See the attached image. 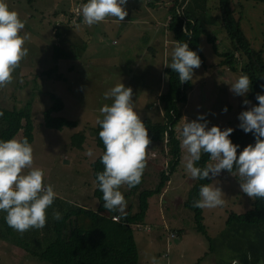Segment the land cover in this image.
<instances>
[{
    "label": "rangeland",
    "instance_id": "rangeland-1",
    "mask_svg": "<svg viewBox=\"0 0 264 264\" xmlns=\"http://www.w3.org/2000/svg\"><path fill=\"white\" fill-rule=\"evenodd\" d=\"M148 1L126 0L123 5L126 15L119 23L115 18L107 17L87 26L81 17L77 19L75 16L82 0H6L9 8L25 21L20 34L27 33L28 39L24 44L27 54L13 70L11 83L0 87V107L28 109L34 125L30 144L32 166L43 170V183L51 185L60 200L93 209L97 205L92 196L91 163L101 149L95 145L92 128L97 125L99 108L111 103L103 94L114 84L121 81L132 89V104L141 120L163 121L158 97L166 90L164 70L165 64L170 62L174 42L172 33L165 27L170 0L156 3L154 8L147 5ZM218 3V0H207L205 5L209 8L205 11V24L214 42H209L205 35L199 37L204 61L193 70L187 101L179 106L182 112L180 121L183 117L196 119L202 114L208 126L232 127L229 137L232 141L241 131L237 127V114L251 107L254 101L247 98L248 92L240 97L229 91L227 83L241 74V62L235 53V70L222 63L225 58L222 54L232 44L222 25ZM230 7L250 47L260 51L264 60V3L232 0ZM55 44L68 52L70 58L53 60ZM49 69H52L51 74L46 73ZM52 95L63 103V108L52 115L75 120V127L56 130L44 126L43 112L54 103ZM245 99L249 101L247 105L242 103ZM225 107L226 111H222ZM180 121L175 126L177 137ZM78 132L85 135L81 149L71 140V136ZM22 133L20 130L14 138L20 139ZM160 148V145L147 148L146 174L141 189L153 188L159 181L160 171L166 168L169 156ZM88 152L91 155H86ZM184 155L181 148L179 163L163 188V195L148 200L146 223L141 228L148 225L150 230L133 228L140 253L139 263L146 259V263L151 264V257H155L158 264H229L230 257L234 256L233 250L228 248L227 239L222 240L218 234L225 227L230 213L254 214L253 199L240 191L239 180L242 178L236 172L230 174L221 170L217 176L209 173L210 184L219 186L224 194L222 206L202 208V223L208 235L216 238L210 244L197 231L193 212L184 207L188 189L194 182L183 167ZM119 190L135 212L137 196L129 194L126 185H121ZM172 229L176 230L173 232L175 236L169 237ZM0 264L50 263L39 261L24 249L0 239Z\"/></svg>",
    "mask_w": 264,
    "mask_h": 264
},
{
    "label": "trees",
    "instance_id": "trees-1",
    "mask_svg": "<svg viewBox=\"0 0 264 264\" xmlns=\"http://www.w3.org/2000/svg\"><path fill=\"white\" fill-rule=\"evenodd\" d=\"M164 1L149 0L147 5L154 8L156 3ZM230 1L232 0H218L222 25L232 44L231 48L222 54L225 56L222 63L235 70L237 61L234 54L239 55L240 73L247 74L250 80L247 98L252 99L256 104L255 95L264 93V89L260 87L264 84V60L261 58V52L252 49L243 35L238 20L233 17ZM251 1L264 3V0ZM206 3L207 0H170L169 16L165 26L172 33L173 41H186L189 49L197 53L201 62L204 61V56L199 45L200 35H205L209 42H214V37L205 24V11L209 9L205 6ZM70 16L72 17V14ZM77 19L80 17L77 16ZM58 33L56 28L55 35L57 36ZM52 58L55 61L69 59L70 54L55 44ZM164 72L166 90L158 97L163 111V121L153 123L150 119H142V122L150 139L147 148L160 145V151L169 158L166 168L160 171L159 181L153 188L141 189L146 174L145 168L139 184L128 188L129 194L137 196V210L133 212L132 205L125 204V214L120 216L116 211H108L102 207V194L96 187L95 174L103 170L99 160L103 144L97 135L99 125H96L92 128V134L95 145L101 149V153L91 163V177L94 181L92 196L97 200L96 207L94 209L84 207L55 197L45 210L43 228H30L23 233L8 227L4 222V213L0 212V239L24 249L39 261L50 264H139L140 253L134 239L133 225H145L149 198L162 194L163 188L177 168L181 147L175 126L182 116L179 106L187 101V92L191 89V82H179L177 74L170 68L166 67ZM46 73L51 74L52 69L47 70ZM51 97L54 103L43 112L44 126L56 130L75 127L77 125L75 120L52 115V112H58L63 108V103L59 97L53 95ZM20 130L23 132L20 139H26L31 144L34 125L28 109L0 107V139L15 137ZM71 140L75 147L81 149L85 135L80 132L75 133L71 136ZM231 142L239 145L236 149L238 154L246 144L254 143V137L251 132L244 133L241 130ZM208 156V153H202L197 165L203 167L208 164L210 161ZM211 180L210 174L203 180H194L184 201V207L193 212L197 231L203 234L210 244L215 242L216 238L208 235L201 220L202 208L193 207L192 202L199 198V186L210 184ZM252 208L254 214L230 213L225 221V227L218 234L222 240L227 239L228 248L233 250L234 256H231L229 264L233 262L264 264V200L253 199ZM54 211L60 213L59 219L53 218ZM112 216H118L119 220H112Z\"/></svg>",
    "mask_w": 264,
    "mask_h": 264
},
{
    "label": "clouds",
    "instance_id": "clouds-1",
    "mask_svg": "<svg viewBox=\"0 0 264 264\" xmlns=\"http://www.w3.org/2000/svg\"><path fill=\"white\" fill-rule=\"evenodd\" d=\"M125 3L126 0H82L75 16L81 17L87 26L107 17L115 18L119 23L126 15ZM24 27L25 21L9 8L6 0H0V87L11 83L13 70L27 54L24 47L27 33L20 34ZM182 31L186 32L185 29ZM165 66L175 72L182 83L192 80L200 59L186 41L174 40L170 62ZM227 84L229 91L240 97H244L250 88L249 77L244 73ZM260 87L264 89V84ZM103 95L111 103L102 105L96 117L97 135L103 144L99 156L103 170L95 174V182L102 194V207L123 216L126 201L119 188L126 185L130 189L139 184L150 139L134 110L130 87L119 81ZM255 100L256 104L237 114V127L244 133L251 132L254 137V143L246 144L238 154L239 145L229 138L232 127L208 126L202 114L192 120L183 117L177 127L178 139L185 152L183 167L191 179L203 180L209 173L217 176L221 170L232 174L235 167L236 174L242 178L239 180L240 191L251 199L264 200V93L256 94ZM242 103L247 105L249 101L245 99ZM221 110L226 111V107ZM202 153H208L213 163L198 166ZM32 165V148L26 139H0V212L4 213L7 226L19 233L30 228H43L45 210L56 197L53 187L42 181L43 170ZM198 197L192 202L193 207L215 208L224 204V194L215 184L200 185ZM52 215L54 219L60 218L59 212L54 211ZM133 228L137 229L136 225ZM148 228L145 231H149L150 226ZM151 264H158L155 257H151Z\"/></svg>",
    "mask_w": 264,
    "mask_h": 264
},
{
    "label": "built area",
    "instance_id": "built-area-1",
    "mask_svg": "<svg viewBox=\"0 0 264 264\" xmlns=\"http://www.w3.org/2000/svg\"><path fill=\"white\" fill-rule=\"evenodd\" d=\"M111 219L115 220V221H118L119 217L118 216H112ZM136 227H137V229H144V230H148L149 229L148 227H145V226L143 228H141V225H136ZM174 236H175V234L173 232L169 233V237H174Z\"/></svg>",
    "mask_w": 264,
    "mask_h": 264
},
{
    "label": "crops",
    "instance_id": "crops-1",
    "mask_svg": "<svg viewBox=\"0 0 264 264\" xmlns=\"http://www.w3.org/2000/svg\"><path fill=\"white\" fill-rule=\"evenodd\" d=\"M168 7H169V6H168ZM168 7H167V8H168ZM168 16H169V15H168ZM162 25H164V23H163ZM165 25H166V24H165ZM148 41H149V40H146V42H148ZM171 42H172V41H170L169 43H171ZM82 206H83V205H82ZM94 206H95V205H94ZM84 207H88V206H85V205H84ZM163 222H165V221H163ZM165 224H166V222H165ZM172 230H173V231H176V230H174V229H172ZM172 230H171V231H172ZM146 242H147V241H146ZM165 243H166V245H168V239H167V238H166V242H165ZM147 244H149V242H147ZM139 259H140V256H139ZM230 259H231V257H230ZM141 260H142V264H147L146 261H145L146 259H141ZM141 260H140V261H141ZM139 264H140V263H139Z\"/></svg>",
    "mask_w": 264,
    "mask_h": 264
}]
</instances>
